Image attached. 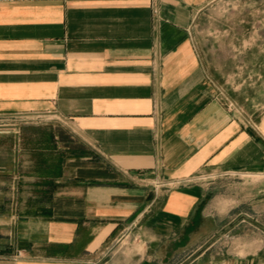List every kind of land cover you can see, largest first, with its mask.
<instances>
[{
	"label": "crops",
	"instance_id": "0c3cea01",
	"mask_svg": "<svg viewBox=\"0 0 264 264\" xmlns=\"http://www.w3.org/2000/svg\"><path fill=\"white\" fill-rule=\"evenodd\" d=\"M217 1L0 0V264H264L202 180L264 179V94L196 34Z\"/></svg>",
	"mask_w": 264,
	"mask_h": 264
},
{
	"label": "rangeland",
	"instance_id": "374dc122",
	"mask_svg": "<svg viewBox=\"0 0 264 264\" xmlns=\"http://www.w3.org/2000/svg\"><path fill=\"white\" fill-rule=\"evenodd\" d=\"M202 17L195 30L216 78L225 85L264 94V0H218ZM11 123L0 129H20L24 124ZM202 180L208 184V203L223 218L222 240L237 241V250L242 251L240 240L252 242L246 250H256L264 242L263 175L221 173ZM217 236L208 238L207 244Z\"/></svg>",
	"mask_w": 264,
	"mask_h": 264
},
{
	"label": "built area",
	"instance_id": "2783aa9c",
	"mask_svg": "<svg viewBox=\"0 0 264 264\" xmlns=\"http://www.w3.org/2000/svg\"><path fill=\"white\" fill-rule=\"evenodd\" d=\"M7 126V122L0 120V127Z\"/></svg>",
	"mask_w": 264,
	"mask_h": 264
}]
</instances>
